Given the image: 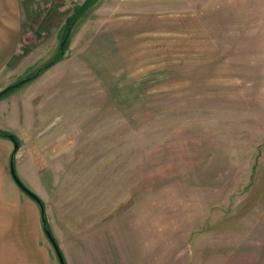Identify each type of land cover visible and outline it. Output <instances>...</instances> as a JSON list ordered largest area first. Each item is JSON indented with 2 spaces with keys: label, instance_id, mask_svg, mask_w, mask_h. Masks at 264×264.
Here are the masks:
<instances>
[{
  "label": "rangeland",
  "instance_id": "374dc122",
  "mask_svg": "<svg viewBox=\"0 0 264 264\" xmlns=\"http://www.w3.org/2000/svg\"><path fill=\"white\" fill-rule=\"evenodd\" d=\"M25 1L0 90L60 58L0 98V130L67 264H264V0H97L63 52L85 0ZM117 12L134 61L95 73L80 53ZM13 148L0 135L7 264H61Z\"/></svg>",
  "mask_w": 264,
  "mask_h": 264
},
{
  "label": "crops",
  "instance_id": "0c3cea01",
  "mask_svg": "<svg viewBox=\"0 0 264 264\" xmlns=\"http://www.w3.org/2000/svg\"><path fill=\"white\" fill-rule=\"evenodd\" d=\"M27 4L28 2L25 0H0V74L11 66V63L18 55L17 53L21 51ZM110 16L112 18L109 21L112 24L111 32L105 34L97 33L99 37L96 35L94 36L95 38L91 35L90 40L94 39L91 44L89 43L90 51H84V53L81 51L80 53L86 60L87 67L96 71L95 73H98L97 68L99 66H96L98 62L102 65L100 67L106 66L101 71L103 74V72H124L126 65L134 61L132 60L134 56L131 52L136 50L137 20L120 15L119 12L115 16L112 14ZM84 21L86 27L91 26V21L88 19ZM85 50L87 49L85 48ZM84 60L83 62L85 63ZM95 76L103 83V76L99 77L100 75L97 74ZM6 205V197L0 192V264L8 263L6 257L7 247L4 246V233L7 227Z\"/></svg>",
  "mask_w": 264,
  "mask_h": 264
},
{
  "label": "water",
  "instance_id": "95a60500",
  "mask_svg": "<svg viewBox=\"0 0 264 264\" xmlns=\"http://www.w3.org/2000/svg\"><path fill=\"white\" fill-rule=\"evenodd\" d=\"M69 32L66 34L65 38L63 39L62 43H61V47H63V45L65 44V42L67 41L68 37H69ZM27 78H23L20 81L13 83V84H9L6 87H4L3 89L0 90V98L9 90L19 87L22 84H24L26 82ZM6 137H8L13 143H14V148L11 154V158H10V169H11V173L13 178L15 179V181L17 182V184L20 186V188H22L29 196H31L40 206L41 208V216H42V223L45 224L47 222V218H46V211H45V205L42 201V199L40 198V196L35 193L33 190H31L18 176L17 172H16V166H15V159H16V154L20 149V141L17 138V136L14 133H8L6 135ZM45 233L47 235V237L49 238V240L51 241V243L53 244L56 253L58 255L59 261L61 264H67L65 256L55 238V236L53 235L52 231L47 228L44 227Z\"/></svg>",
  "mask_w": 264,
  "mask_h": 264
},
{
  "label": "trees",
  "instance_id": "16d2710c",
  "mask_svg": "<svg viewBox=\"0 0 264 264\" xmlns=\"http://www.w3.org/2000/svg\"><path fill=\"white\" fill-rule=\"evenodd\" d=\"M97 0H85L76 10V12L73 14L72 18L69 20L68 22V29H67V32L66 34L69 32L70 33V29L73 27L74 23L80 18V16L89 9V7L91 5H93ZM65 34V36H66ZM64 36V37H65ZM69 37H70V34H69ZM69 37L67 39V41L65 42V44L63 45V47H61V51L63 52L65 49H66V45L68 43V40H69ZM64 39V38H63ZM60 58L59 57H56L55 59H52L50 61H48L47 63H45L44 65H42L41 67H39V69H37L36 71H34L33 73H31L30 75L26 76L27 80L25 83L35 79L37 76H39L42 72H44L45 70H47L50 66H52L56 60H58ZM14 89V88H13ZM11 89V90H13ZM10 91V90H9ZM7 91V92H9ZM7 92L5 94H7ZM4 94V95H5ZM8 133H6L5 131L3 130H0V135H4L6 136ZM43 227H47L49 228V225L48 223L46 222L45 224H43Z\"/></svg>",
  "mask_w": 264,
  "mask_h": 264
},
{
  "label": "built area",
  "instance_id": "2783aa9c",
  "mask_svg": "<svg viewBox=\"0 0 264 264\" xmlns=\"http://www.w3.org/2000/svg\"><path fill=\"white\" fill-rule=\"evenodd\" d=\"M39 1H43V0H39Z\"/></svg>",
  "mask_w": 264,
  "mask_h": 264
}]
</instances>
